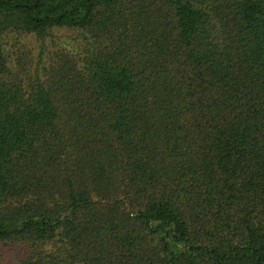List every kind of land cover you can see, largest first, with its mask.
Segmentation results:
<instances>
[{"label":"trees","instance_id":"obj_1","mask_svg":"<svg viewBox=\"0 0 264 264\" xmlns=\"http://www.w3.org/2000/svg\"><path fill=\"white\" fill-rule=\"evenodd\" d=\"M5 249L264 264V0H0Z\"/></svg>","mask_w":264,"mask_h":264},{"label":"rangeland","instance_id":"obj_2","mask_svg":"<svg viewBox=\"0 0 264 264\" xmlns=\"http://www.w3.org/2000/svg\"><path fill=\"white\" fill-rule=\"evenodd\" d=\"M69 33L66 31H56L54 32L53 38H48L45 41L46 48L50 51L54 48H58L65 45V42H67V38H70L71 36L68 35ZM26 41L29 43L27 46L30 50H33V56L38 55L40 51V43L37 40H34L32 37L26 38ZM70 41V40H69ZM56 45V46H55ZM71 49V46L69 47ZM37 61V59H34V62ZM14 253L10 251L9 249H5L3 253L0 256V264H8V261L10 262L14 260Z\"/></svg>","mask_w":264,"mask_h":264}]
</instances>
